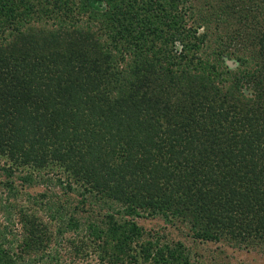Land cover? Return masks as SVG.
I'll return each instance as SVG.
<instances>
[{
    "label": "trees",
    "instance_id": "16d2710c",
    "mask_svg": "<svg viewBox=\"0 0 264 264\" xmlns=\"http://www.w3.org/2000/svg\"><path fill=\"white\" fill-rule=\"evenodd\" d=\"M193 7V0H0V46L23 37L0 47V152L23 163L69 160L84 197L103 192L136 216L194 217L195 239L264 241V25L252 28L255 55L239 58L255 67L220 70L204 55L211 37ZM39 24L61 36L51 32L45 43L35 37ZM238 73L256 88L241 102L244 112L223 91L237 89ZM108 217L81 232L79 218L55 211L56 252L34 259L19 249L27 241L0 231V264H71L60 253L70 241L104 264H195L184 242L146 238L135 220Z\"/></svg>",
    "mask_w": 264,
    "mask_h": 264
},
{
    "label": "rangeland",
    "instance_id": "374dc122",
    "mask_svg": "<svg viewBox=\"0 0 264 264\" xmlns=\"http://www.w3.org/2000/svg\"><path fill=\"white\" fill-rule=\"evenodd\" d=\"M193 5L197 13L194 17L199 20L196 25L202 23V31L208 32L211 37L209 47L203 50L204 55L210 56L220 70H235L241 65L248 66L247 70L253 69L256 60L251 61L252 66L241 64L239 58L243 56L251 59L252 55H255L257 41L253 40L255 37H250L252 28L264 25V0H193ZM37 29L40 33L37 32L35 37L39 34L45 43L53 40L50 37L51 32L61 36L51 25L39 24ZM57 39L55 38V41ZM14 40L19 44L22 43L23 37L14 36L7 45ZM7 45L0 47L5 48ZM10 48L12 47H8ZM215 48L220 49L219 55L212 52ZM118 67L122 70L118 64L113 69L117 70ZM234 75L236 77L232 82L239 84L235 87L237 89H232L231 92L227 89L223 91L227 93L228 102L233 105L240 103V109L243 111L245 108L244 105L241 107V102H245V98L254 99L256 88L253 83L238 81L239 73ZM257 86L259 89L260 84ZM260 91L259 89L258 93ZM259 101L263 103V98ZM166 123L163 120V125ZM12 167L16 169L11 175L9 169ZM76 173L69 160L63 161L52 156L40 162L23 163L21 158L13 159L9 154L0 152V231L8 234L10 239L28 242L27 246H23V243L19 246V249L25 247L30 251L26 253V258L34 259L45 250V255L48 252H56L54 234L62 233L59 232V221H53L52 214L58 211L66 213L68 217L74 214L79 218L83 223L81 232L86 231L90 222L106 226L105 222L109 220L110 214L119 223L135 220L143 228L146 238L154 235L159 236L162 241L184 242L195 264H264V241L247 239L235 244L225 237L220 240L195 239L193 234L196 232L193 227L198 224H195L194 217L147 215L148 211H144L142 216L131 215L126 204L103 192L99 196L93 193L86 194L88 197L81 195L82 189L78 188L75 182L80 184L82 179ZM26 176L32 179L25 180ZM7 182L13 186L11 190L6 186ZM70 184L75 189L70 188ZM95 192L97 193L96 190ZM27 235L29 237H26ZM70 243L72 244L71 241ZM70 243L65 248L60 247V253L71 260V264H104L97 252L90 249L77 253ZM14 245L17 250V242Z\"/></svg>",
    "mask_w": 264,
    "mask_h": 264
}]
</instances>
